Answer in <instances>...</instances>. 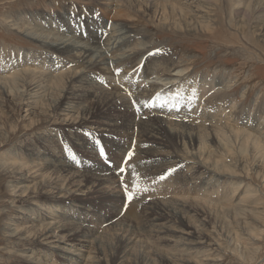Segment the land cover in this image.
Listing matches in <instances>:
<instances>
[{
	"label": "rangeland",
	"instance_id": "obj_1",
	"mask_svg": "<svg viewBox=\"0 0 264 264\" xmlns=\"http://www.w3.org/2000/svg\"><path fill=\"white\" fill-rule=\"evenodd\" d=\"M160 1L0 0V264H264V11L237 6L244 0ZM65 13L81 28L93 17L123 27L130 44L115 55L145 48L146 62L170 74L138 78V51L119 75L87 74L106 88L137 69L125 107L100 111L86 97L78 106L91 122L78 109L63 116L79 64L48 61L19 29H58ZM168 80L175 85L155 87ZM149 85L155 96L137 95ZM166 124L198 128L201 139L190 146ZM44 156L76 165L44 171ZM104 175L117 187L102 186Z\"/></svg>",
	"mask_w": 264,
	"mask_h": 264
},
{
	"label": "bare ground",
	"instance_id": "obj_2",
	"mask_svg": "<svg viewBox=\"0 0 264 264\" xmlns=\"http://www.w3.org/2000/svg\"><path fill=\"white\" fill-rule=\"evenodd\" d=\"M161 1H160L159 4H164V6L168 5V4L163 3V0H161ZM152 2H155V0H152ZM167 3H170V2L167 0ZM149 4L151 6V3H149ZM169 6H172V9L175 8L174 7L175 6L174 3L171 4V5L169 4ZM237 6H239L241 8L243 7L244 10H246V11L249 8H251L253 10V12L254 11L255 12H260V11H264V0H244V1L237 2ZM182 9L183 8L181 6V8L179 10L181 11ZM66 16L67 15L65 13V15L63 16V21L57 23L56 27L58 29L55 28V29H53L54 31L53 30H48V28H47L48 26L47 27L45 26V25H49L50 23H46V24H44V26H41V24L40 25H36V29L32 28V27H28V26H24V27H22V29H19V30H21V32H23L24 35H26L27 37L32 39L33 42L38 43V44L40 43L41 44L40 46L43 47V49H45L46 52L48 50V53H49V56H50L48 58V61H51V59L54 58V57H59V58H61L63 60L64 63H68L70 60L71 61L72 60H76V64H79V66H80L79 72L73 73L72 75H70L69 78L67 77L68 79H67V86H66L65 93L67 95H69V97L67 98V95L62 97L64 99L67 98L68 100H66L67 102H65L64 104H62L60 106V111H59V112H61V114L63 116H68L69 114H71L73 112H76V109H78V113L80 115L81 122H84V123L91 122L92 119H93L92 115H94V114L93 113H87L89 111H87V112L83 111L78 106L79 104L81 105V103L83 102L84 98H86V97L92 98L93 101H95L94 103H96L98 105L100 111L101 110H103V111L108 110V109H110V108H112V107H114L116 105L125 107V104H128L126 99H130V98L126 97V94H125V92H123L122 89H125L126 91H128L130 96H133V94H134V86L133 85H137V81L134 79L135 76H136V73H137V69H136L135 73L133 72L134 73V78H133V80L131 82L125 84V82L119 80V83L116 84L115 81H113V82H110L109 85L106 84L107 85L106 88L103 86V84L98 83L99 81L95 82L94 79H89L87 74L91 73L92 75H96L94 72L97 71V72H108L109 74L113 75L111 72H117V70L119 71L121 69H126L127 65L135 58V56L137 55L135 53L138 52V51H141L143 53V55L145 56V58L143 59V61L144 60L145 61L143 62L141 70L139 71L138 78L139 77L140 78L147 77L150 74L151 71L157 72L158 74L164 73V72H167L168 74H170L169 73L170 72L169 71V69H170L169 67H166L165 65H163V66L162 65H158V63L155 62V61H154L155 63H152V64H149V62H146L147 61L146 58L148 60H149V58H148V56L146 57L147 54H144L147 51V50H145V48L144 49H138V48L134 47L135 49L128 51L126 54H121L120 56H118V55L116 56L115 54L118 51H121L122 49L127 47L128 44H130L129 43V40H130L129 37L130 36L129 35H125V33H128V31L124 32L123 31V27H122V29H119L118 27H114V24L110 25V26H106L105 24L103 25V23H97L96 22L97 19L95 18L96 19L95 20L94 17L92 16L93 18L89 19V21L92 22V27L90 29H86V28H81V26L78 25L75 22L76 20L75 21L68 20L66 18ZM72 22H75V23H72ZM121 22H123V21H121ZM110 23H112V22H110ZM117 25H118V23H117ZM77 26L79 28H77ZM118 26H120V25H118ZM60 29H61V31H60ZM33 32H36V33H33ZM37 32H40V35ZM140 43L141 42H139V44ZM141 48H143V46ZM143 50H145V52ZM52 53H55V55H51ZM109 56H111V57H109ZM141 58H143V57L141 56ZM159 61H161V60H159ZM113 62H114L115 65H121V66L119 68L114 67V66H112ZM70 64H74V63H70ZM167 73H166L165 76H169ZM64 76H66V75H64ZM161 76H163V75H161ZM60 81H62V80H60ZM128 84L130 86H128ZM173 85H175L174 82L172 83V82H170V80L164 81L163 83L157 84L156 86L155 85H149V86H146L143 89L144 93H142V91H140V92L137 93V95H141V94L142 95H147L148 94L149 96H155L159 89L154 88L153 86L160 87V90H163L165 88L169 89ZM129 87L132 88V89H130ZM135 88L137 89V87H135ZM164 106H167V105H164ZM156 109H158L159 111L160 110H165V109H163L161 107L160 108H156ZM160 119H162V118H160ZM163 120L164 119H162V121ZM173 123L174 122H172V124ZM178 124H180V123H178ZM164 125H165V123H164ZM183 126H180V125L169 126V124H166L165 128H167V130L170 131L171 133L178 134L179 135L178 138L181 141L185 140L187 138L188 141H190V146H191V144H193L195 139L196 140L197 139H201L202 132H199L198 128H197V130L194 129L195 131L194 130H190V129L186 130ZM90 129L91 128H89L88 130H90ZM137 129H138V127H137ZM138 130H140V129H138ZM197 131L199 133H197ZM234 134H235V132H234ZM237 134H236V136H239ZM150 135H152V133H150L149 136ZM150 137H152V136H150ZM143 138H144V136H143ZM126 139H127V137H126ZM153 147H156V146H153ZM146 150H147V148H146ZM139 154H140V152H139ZM144 154H145V152H144ZM141 157H143V156H141ZM38 158H40V157L38 156L37 159ZM42 158L43 159H40V161L44 162V165H42L41 167H43L44 171H51L52 173H60V174L69 173L70 170H72V169L74 170V168H75V167L72 166V164L76 165V163H70L69 160H66L64 157L61 158V157H58V156H54V157H45L44 156ZM110 158H112V156L111 157H107L108 161H110ZM143 162H144V160H143ZM149 164L146 163V166L143 165L144 167L142 166V168H144L146 170V168L148 167ZM162 164H163V162L161 163V166H162ZM30 166H33V165L29 164L28 167H30ZM137 167H139V166H137ZM154 167H157V166H154ZM154 167H152V169ZM142 168L139 167V169H142ZM110 174H112V173H109V175ZM99 175H101V174H99ZM114 175L115 174H113V176ZM113 176L104 175V177H102V178H104L102 180L103 181L102 186L104 184L105 186H108L109 188L110 187L113 188L114 183L115 182L117 183V180H115L116 178L113 181V178H114ZM84 177H86V176H84ZM27 178H30V176H28ZM63 181H64V179H63ZM129 182H130V180H129ZM114 186H116V185H114ZM108 187H107V189H108ZM79 190L80 189H78V191ZM112 191H113V189H112ZM106 195H108V194H106ZM113 197H115L116 199L118 198L117 195H114ZM145 203H147V202H145ZM66 224H68V223H66ZM80 227H84V226L80 225ZM72 229L74 230V228H72ZM72 229H70V231ZM43 230H44V228H43ZM82 230H83V228H82ZM80 232H81V230H80ZM77 235H79V234H77ZM83 235H84V233L82 232V236ZM77 238H78V236H77ZM129 240H131V239H127L126 242H128ZM73 241H72V243H73ZM68 243H69V241H68Z\"/></svg>",
	"mask_w": 264,
	"mask_h": 264
},
{
	"label": "snow or ice",
	"instance_id": "obj_3",
	"mask_svg": "<svg viewBox=\"0 0 264 264\" xmlns=\"http://www.w3.org/2000/svg\"><path fill=\"white\" fill-rule=\"evenodd\" d=\"M116 74L119 75V71L118 70H117V73ZM101 83H104V82L102 81ZM94 144H95V146H97L99 148V152H98L99 156L103 157L106 162H110L107 159V155H106L103 147L100 146L99 141L98 140L97 141H94ZM132 158H133V154L132 153H129L125 159H122V166L119 169L120 173L123 174L124 172L127 171V165L131 162ZM71 159H73V160L76 159L75 154H73L71 156ZM135 171H136L135 169H132V172L133 173H135ZM171 171H174V170H170V173H171ZM160 178L161 179H164L165 177L164 176H161ZM135 179L136 178L134 177V182H135ZM122 183H123V181H122ZM124 190H125L126 193H128V200L131 201L134 198V196H133L132 193L129 192L128 185L126 183L124 184Z\"/></svg>",
	"mask_w": 264,
	"mask_h": 264
}]
</instances>
